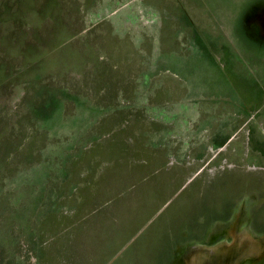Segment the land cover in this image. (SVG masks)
I'll return each instance as SVG.
<instances>
[{
	"label": "rangeland",
	"instance_id": "1",
	"mask_svg": "<svg viewBox=\"0 0 264 264\" xmlns=\"http://www.w3.org/2000/svg\"><path fill=\"white\" fill-rule=\"evenodd\" d=\"M238 82L264 90V0H0L6 252L32 213L31 264H264V91ZM214 122L245 131L209 149Z\"/></svg>",
	"mask_w": 264,
	"mask_h": 264
},
{
	"label": "crops",
	"instance_id": "2",
	"mask_svg": "<svg viewBox=\"0 0 264 264\" xmlns=\"http://www.w3.org/2000/svg\"><path fill=\"white\" fill-rule=\"evenodd\" d=\"M235 75H236V77L239 76L238 74H235ZM174 76L177 77L176 74H174ZM231 80L232 79H230L229 82ZM240 83L238 82L237 84H234V85H233V83H231L230 84L231 86H229V87L227 86V87L232 92H235L237 94L238 93L242 94L243 97H244L243 98L244 100L241 99L242 101H246V102L252 103V102H255V101L259 100V99H256V98H259L260 96L261 97L263 96V91H264L263 89H260L258 87V88H256V90H253V88H251V89L250 88H246V87L241 85L242 83L241 84ZM208 92H209V94H212V95H213L214 92L221 93V92L216 91V90H209ZM223 94H225V93H223ZM220 95L222 96V93ZM217 96L220 97L219 95H214V97H216V98H217ZM216 100H219V99H216ZM243 106L245 107V105H243ZM240 123H241L240 121H236L235 122V124H237L238 126H240ZM214 124L220 125L222 123H218L217 124V123L214 122ZM216 125H215L214 128L212 126H210V125L209 126L207 125V126L200 127V132H206L208 134V137L206 139L208 144H207L206 148H209V149H212V148H217V149L219 148L220 149V148H223V147L225 148V144H227L229 139L233 138V136L235 134H237L240 137L241 133L243 131H245V130H241L240 127H237V126L232 128V129H231V127H229V128L228 127H224V123L222 124V128L221 129H218L217 128L218 126H216ZM228 133L233 134V135H231L229 138H227Z\"/></svg>",
	"mask_w": 264,
	"mask_h": 264
},
{
	"label": "trees",
	"instance_id": "3",
	"mask_svg": "<svg viewBox=\"0 0 264 264\" xmlns=\"http://www.w3.org/2000/svg\"><path fill=\"white\" fill-rule=\"evenodd\" d=\"M175 67L179 69L177 65ZM49 213H47L46 215L45 214L42 215L44 219L48 217L47 215H49ZM30 214L19 215L17 226H15V230L10 227H8V229L6 230L5 235H8L9 237L8 242H10L7 248L9 252L8 253L6 252L5 244L2 242V240H0V264H31L29 263V260H28L29 257H24L22 259L15 258L16 256L14 253H15L16 248L18 247L19 240L22 238L20 235V232L22 230L24 231V236H25L24 239L29 245V248L32 250L33 254L36 256L37 261L40 260L41 253L39 252L38 255L36 254L37 242H38V240L36 239L37 238L36 233L31 227V222L29 223V220L31 219V217L29 216ZM22 222H25L27 224L23 229L21 228ZM10 250L12 251L11 254H10Z\"/></svg>",
	"mask_w": 264,
	"mask_h": 264
},
{
	"label": "bare ground",
	"instance_id": "4",
	"mask_svg": "<svg viewBox=\"0 0 264 264\" xmlns=\"http://www.w3.org/2000/svg\"><path fill=\"white\" fill-rule=\"evenodd\" d=\"M241 214V213H240Z\"/></svg>",
	"mask_w": 264,
	"mask_h": 264
}]
</instances>
